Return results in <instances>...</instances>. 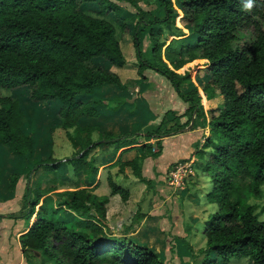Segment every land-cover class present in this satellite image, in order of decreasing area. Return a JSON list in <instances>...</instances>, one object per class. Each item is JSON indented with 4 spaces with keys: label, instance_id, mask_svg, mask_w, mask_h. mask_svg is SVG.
Masks as SVG:
<instances>
[{
    "label": "trees",
    "instance_id": "obj_1",
    "mask_svg": "<svg viewBox=\"0 0 264 264\" xmlns=\"http://www.w3.org/2000/svg\"><path fill=\"white\" fill-rule=\"evenodd\" d=\"M125 1L135 7L127 16L115 0H0V179L12 192L19 172L9 157L26 163L41 135L40 115L27 112V101L52 114L48 132L56 126L66 129L74 149L64 158H53L48 151L28 163L25 179L40 168L52 173L48 181L59 183L67 181L59 174L61 164H67L72 175L68 183L75 187L56 191L52 202L44 195L50 184L30 186L25 181L24 210L18 216L34 217L19 234L20 247L25 256L30 250L46 257L56 254V264H169L129 235L110 233L104 224L107 195L95 194L89 185L98 165L111 160L120 147H135L137 154L126 160L117 157L118 168L128 165L137 179L148 183L141 174L142 160L157 156L161 137L182 130L191 120L189 127L208 126L193 155L202 159L200 173L209 179L206 199L216 204L202 223L199 264H217L218 257L224 261L230 255L264 264V220L248 202L261 195L264 182V0H253L250 11L244 9L246 0H156L152 11L135 0ZM176 8L186 38L179 37L183 32L174 24ZM128 25L140 78L144 67L155 70L186 106L179 113L166 109L157 123L141 130L113 133L99 129V108L117 110L132 98L104 97L98 90L104 85L123 88L111 66L125 63L116 28L122 31ZM142 31L149 41L146 55L138 38ZM164 31L174 35L167 42L166 36L160 38ZM193 58L206 62L192 80L187 70L176 69ZM200 91L209 98L221 96L206 115ZM138 131L145 141L136 144ZM79 174L85 186L76 187ZM106 182L110 194L126 199L127 189L109 174Z\"/></svg>",
    "mask_w": 264,
    "mask_h": 264
},
{
    "label": "rangeland",
    "instance_id": "obj_2",
    "mask_svg": "<svg viewBox=\"0 0 264 264\" xmlns=\"http://www.w3.org/2000/svg\"><path fill=\"white\" fill-rule=\"evenodd\" d=\"M115 1L122 7V14L124 16L130 15L135 11V7L128 1ZM135 1L137 5L142 9L152 11L157 7L156 0ZM176 11L177 15L174 18V24L185 33L186 26L180 19L181 12L177 8ZM128 26V28L126 27L122 31H119L118 28H116V35L119 38L121 51L124 58L126 59V63L123 68L113 65L111 66V68H116L123 72L124 75H127L129 77L128 81H130L131 83V76L134 77L139 74L136 71L137 64L134 55V47L131 42L132 29L130 28V25ZM247 35V31H244V37ZM164 36H166L165 41L170 38V36L167 35L166 31L160 34V38ZM138 38L139 40L142 39L143 44H141V47H146L147 49L149 41L145 31L140 32L138 34ZM146 49L143 50L145 55L147 54ZM203 62L206 61L196 60L192 62H185L181 67L177 68L176 71L182 73L184 70H187L190 74L191 79L193 80L194 73L200 69ZM141 71L142 74H144V77L143 79L139 78V80L145 81L144 83H142L143 90L140 94L141 105L145 107L144 112L146 115L144 116V118L147 119V124L144 126H150V124L152 125L157 123L166 109H169L175 113H179L180 111H182L185 105L184 102L176 95L174 89L164 76L149 67H144ZM137 82L138 79L137 81L133 82L134 85L133 83L130 86L128 85L131 91V95H134L135 98L140 93L137 88L139 87L137 86ZM146 92L148 97L144 95V93ZM2 93L7 94L8 91L2 89ZM199 101L201 102V104H204L203 97L200 96ZM220 101L218 102V104L220 103ZM24 104L26 106L27 112L33 114L32 116L40 115L39 121L42 123L41 135L37 137L32 156L34 158H42L47 154L48 151L53 158H64L65 156H69L74 151V149L70 146L69 141L65 136L66 129L60 126H56L50 130L51 132H48L46 128V122L50 120L52 114L46 115L42 110L35 109L28 103V101ZM103 118L104 119L102 121L105 122L101 128L110 126V128H112L111 132L113 133L118 130L116 129V126H126L124 123L125 118L119 120H108L107 116ZM189 123L185 125L184 128L189 127ZM144 126L137 129L141 130L144 128ZM67 130L71 131V128H68ZM138 133L139 135L136 137V140H145L144 136H142V131H138ZM98 134L99 130L93 133V138H96ZM171 139L174 140V137ZM48 140L50 141V145H46L48 143ZM153 140V138L149 139L150 142H153ZM107 150H109V148H107ZM98 151V147L93 150L94 153H97ZM33 157L28 161L29 164L34 161ZM122 157H131V152L124 153ZM9 158L10 162H12L13 164H18L19 162L22 164V161L16 158V156H10ZM196 158L200 159L198 157ZM25 165L27 168L28 163H26ZM99 165L97 168L98 170L100 168ZM155 168L156 162L153 158L146 159L145 163H142L141 172L146 178L149 177V182L143 183L140 182L139 179L136 180L135 178L136 182L134 190H132V188L127 183L119 182L130 189V196L128 197L127 204V202L122 200L118 194H115L118 199L116 200L117 203H113V208L118 210L121 214V218L119 219L121 221V224L119 227L117 226V228L115 223V230H117L109 232L114 234L125 233L127 235V232H132L131 234H129L130 237H132L135 241L143 243L146 246L150 247L152 250L158 252L163 260H165L169 264H199L201 258L203 257L199 248L204 246L205 239L204 234L202 233V223L203 220L213 210L216 209V204L214 202L208 201L205 195V192L209 189L208 176L203 173H199V175L195 173L191 180H186L189 176L187 174L183 176L184 178L182 177V181L184 182L181 183V185L184 189L176 190V186L168 182L167 174L166 177H164L165 173L163 172L161 173V176H158L159 172L155 171ZM115 169L116 167H114L111 172L113 173ZM125 169L127 170V173H122L119 175L116 172L115 180L117 178L118 180L128 177L131 178V172L129 170L130 168L127 167ZM7 170L8 169H5L4 171L6 172ZM68 172L69 166L65 163H62L59 174H68ZM102 172H104V170ZM195 172H197V170H195ZM151 174L153 175V177H151ZM51 175V172H48L47 174L43 173L40 168L31 171L29 175L30 179H25L24 175L20 177L19 180L21 182L18 181L17 189H20L21 186L23 188L24 182L26 180L28 183H30V186H33L36 180L40 182L41 186L48 182L51 183L50 181H48V178ZM79 179L80 176L77 179V185L83 183V180L80 181ZM4 182V178L0 179L1 188H3L2 184ZM66 185H68V183L64 184L63 187H65ZM63 187H58L57 189L59 190ZM260 187L261 195L259 197L249 198L248 202L255 204L254 210L257 214V218L260 220H264V208H260V206L264 204V182L260 185ZM58 190H54L52 192H54L55 194V192ZM177 192L178 195L176 196L175 194ZM1 204L2 203H0V212L10 209V203H3L2 205ZM9 225V218H0V227L3 226L5 227L4 229L8 230ZM106 228L108 229V225L106 226ZM11 238L12 235L9 236V242H12ZM11 248L12 250L10 248L6 249L7 252L3 249L0 250V262L17 264V257L20 252L18 251V247H16L15 244H13ZM56 261H58L56 254H53L50 257H46L38 252V250H30L26 252V258L24 262H22V264H56ZM217 264H248V259L245 256L230 255L228 256V259L224 261L220 257H218Z\"/></svg>",
    "mask_w": 264,
    "mask_h": 264
},
{
    "label": "crops",
    "instance_id": "obj_3",
    "mask_svg": "<svg viewBox=\"0 0 264 264\" xmlns=\"http://www.w3.org/2000/svg\"><path fill=\"white\" fill-rule=\"evenodd\" d=\"M187 35H188V31L186 29V32L185 33L183 32V34L179 35V37L186 38ZM169 36L171 38L174 35H169ZM119 44H120V42H119ZM140 44H143L142 39L140 40ZM142 49L145 50L146 47L142 48ZM196 60L206 61L205 58H193L192 60H190L188 62H192V61H196ZM125 61H126V59H125ZM125 63L120 67L123 68ZM204 64H205V62H203L202 66ZM111 69L114 70L115 72L117 71L116 73L119 76V79H120L121 84L123 85V88L117 89L111 85H104V86L100 87L98 90L100 95H102L104 97H110L114 94H118V95H123V97H125V98H128L131 95V91L129 89V86L133 82L137 81V79H138L137 86H139L137 88L140 91V93L138 94V96L136 98L134 95H131L132 103H125L117 110L99 108V117L97 120V123L99 125V129L100 130H109V131H111V129H112V128H110V126H107L106 128H101L105 122V121H102L104 119L102 116H107L108 120L109 119H118L119 120V119L125 118L124 123L126 126H121V127L116 126V129H118V130L114 133H118L122 130H132L135 128L143 127L144 125L147 124L146 123L147 119L144 118V116L146 115L144 112L145 107H143L141 105V100H140L141 95L140 94H141V91L143 90V84L142 83H144L145 81L139 80L140 76L137 75V76H134L135 78L133 76H131L132 82L130 83V81H128L129 77L127 75H124L123 72H121L120 70H118L116 68L115 69L111 68ZM133 85H134V83H133ZM128 92H129V95H128ZM144 95H146V97H148L147 92L144 93ZM133 96H134V98H133ZM200 96L203 97V99H204V104H201V105H203L202 108H203L205 115H206V109L208 107L215 106L216 104H218V102L221 99L220 95H217L213 98H209L206 95H204L201 91H200ZM184 104H185L184 105V107H185L186 103L184 102ZM184 107H183V109H184ZM183 109H182V111H183ZM182 111H180V112H182ZM205 119L207 120V117H205ZM207 132H208V126H207L206 122H204L203 125L197 124L193 127H187V128L182 129V130H179L175 133L162 136L160 139L161 149H160L159 154L155 157H150V156L145 157L141 162V166H140L141 169H142V163H145L146 159L153 158L154 161L156 162L155 171L159 172L158 176H161L162 175L161 173L164 172L165 173L164 177H166V174L168 175L169 170L173 167L174 164H176L177 162L185 161V162H188L190 164L189 165L190 171H189V173H187L189 176L186 180H191V178L194 176L195 173L199 175L200 163L202 162V159H197L196 156L193 155V150L195 148V145L197 147L200 146L202 138L204 135L207 134ZM93 133H92V135H93ZM173 137H174V140L171 139ZM137 141H138V143H136V144H139L140 142L145 141V140H137ZM126 152H131V157L134 156L135 154H137V150L135 147H131L128 149H121V147H120V148L116 149L115 152L113 153V157L111 160L99 165L100 168H99V170L97 169L96 174H95V178H94L92 184L89 185V186L93 185L92 191L95 194L107 195V202L105 204L104 224L106 226L108 225V231H114L115 230V225H114L115 223H116V227L120 226L121 221L119 219L121 218V214L119 213L118 210L113 208V203L114 202L117 203L116 200L118 199V197L115 196V194H117V193H114V194L109 193V187H108L107 182H106L107 174L110 175L111 179L114 182L120 184L121 186H123L127 189L128 195H127L126 199L124 200L125 202H127V204H128V197L130 196V189L127 186H124L119 182L127 183L132 188V190H134L135 182H136V180H138L137 177H135L134 174L131 172V169H129L131 172V174H130L131 178L128 177V178H123L121 180H118V178H117L115 180L116 172H117V174L120 175L122 173H127V170L125 168H127V167L130 168L128 165H124L121 169H119L118 164L115 161L117 157L120 160H126V159L131 158V157H128V158L122 157L123 154ZM16 158L21 160L22 164L20 162L18 164H16V163L13 164L11 162V164H13L19 172V176L15 182L13 191L9 192L6 189L5 182L2 184L3 188L0 187V203H2V204L3 203H10L12 206V207L9 206V208H10L9 210L0 212V218L3 217V218H9L10 219V225H9L8 230L4 229L5 227H3V226L0 227V250L3 249L6 251V249H9V248L12 250L11 246L13 244H15L16 247H18L17 248L18 251L20 252V254H18V257H17V259H18L17 264H22V262H24L26 256H25V254H24V252H23V250L19 244V234L22 233L28 227L29 223L33 220L34 216L32 214L28 219H25L22 216H18V213L23 212V210H24V208L22 207V205H23L22 193L24 190H23L22 186L20 187V189H17V184H18V181H20L19 180L20 177L22 175H24L25 169H27L25 164L29 163L28 161L31 160V158H29L26 163L23 161L24 160L23 158H20V157H16ZM16 161H18V160H16ZM114 167H116V169L112 173L111 171ZM103 170H104V172H102ZM195 170H197V172H195ZM42 172L46 173V174L48 173V172H44V171H42ZM141 174H142V172H141ZM61 175L64 177H68V178L72 176L70 172H68V174H65V173L62 174L61 173ZM142 175L144 176V174H142ZM79 176H80L79 180L80 181L83 180V183H81L80 185H77L76 187L85 186L86 185L85 178L82 176V174H79V175H77V179L79 178ZM197 176H195V177H197ZM151 177H153L152 174H151ZM68 178L66 181L67 183L70 182V180L68 181ZM135 178H136V180H135ZM147 178H149V177H147ZM192 181H193V179H192ZM37 182H38L40 187L44 186V185L41 186L40 182L38 180H36L34 182V185ZM66 182L65 183H59V181L56 180V181L51 182V183H49V182L46 183V185L50 184L52 186V188L49 191H47L46 193H44V195H49L51 197V201L54 202V200L56 199V194H54V192H52V191L58 190L57 189L58 187H63L64 184H66ZM140 182H142V181H140ZM183 182L184 181H182L181 183H183ZM24 184H25V182H24ZM28 184L30 185V183H28ZM69 184L70 183H68V185H66L65 187H63L59 190H62L65 188L75 187V186L69 185ZM187 184H189V183H187ZM87 186H88V184H87ZM23 187H24V185H23ZM175 189L176 190H180V189L183 190L184 188L182 187L181 184H179L178 186L175 187ZM53 195H55V196H53ZM175 195L177 196L178 192ZM10 214H13V215H10ZM127 233L129 235L132 232H127ZM10 235H12V238H11L12 242H9V236ZM5 242H8V243H5ZM0 264H8V263L0 262ZM10 264H13V263H10Z\"/></svg>",
    "mask_w": 264,
    "mask_h": 264
},
{
    "label": "built area",
    "instance_id": "obj_4",
    "mask_svg": "<svg viewBox=\"0 0 264 264\" xmlns=\"http://www.w3.org/2000/svg\"><path fill=\"white\" fill-rule=\"evenodd\" d=\"M190 164L188 162L182 161L177 162L173 165V167L169 170L167 178L168 182L178 186L182 182V177L190 171Z\"/></svg>",
    "mask_w": 264,
    "mask_h": 264
},
{
    "label": "clouds",
    "instance_id": "obj_5",
    "mask_svg": "<svg viewBox=\"0 0 264 264\" xmlns=\"http://www.w3.org/2000/svg\"><path fill=\"white\" fill-rule=\"evenodd\" d=\"M253 8V0H246L244 3V9L245 10H251Z\"/></svg>",
    "mask_w": 264,
    "mask_h": 264
}]
</instances>
